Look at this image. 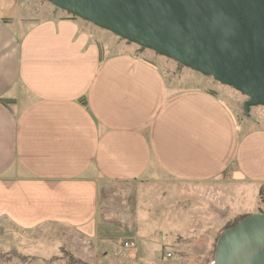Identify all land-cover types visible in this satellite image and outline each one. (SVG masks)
Segmentation results:
<instances>
[{
  "label": "crops",
  "instance_id": "1",
  "mask_svg": "<svg viewBox=\"0 0 264 264\" xmlns=\"http://www.w3.org/2000/svg\"><path fill=\"white\" fill-rule=\"evenodd\" d=\"M26 4L0 0L1 232L116 240L93 238L100 181L264 185V127L53 5L33 22Z\"/></svg>",
  "mask_w": 264,
  "mask_h": 264
},
{
  "label": "rangeland",
  "instance_id": "2",
  "mask_svg": "<svg viewBox=\"0 0 264 264\" xmlns=\"http://www.w3.org/2000/svg\"><path fill=\"white\" fill-rule=\"evenodd\" d=\"M24 1L30 3L25 6V14L33 22L47 17L50 11L60 14L45 1ZM102 34L104 42L117 41L133 54L151 58L169 79L177 77L189 88L223 97L236 108L238 119L244 118L241 106L246 98L239 92L151 51L140 50L107 31ZM245 118L264 127V107L251 108ZM154 180L147 177L141 182H99L98 231L93 238L114 235L118 236L116 240L100 245L95 241L92 246L93 241L85 239L80 242L81 247L84 244L82 249L80 244L74 246V232L51 226L21 230L6 223L0 233V264H145V259L137 257V247L141 257L147 251L145 258H151V264H213L214 246L221 231L244 215L264 211V186L259 194L256 182L193 186ZM128 240L134 242V248L124 247ZM166 253L171 257L166 258ZM148 261L146 264H150Z\"/></svg>",
  "mask_w": 264,
  "mask_h": 264
},
{
  "label": "water",
  "instance_id": "3",
  "mask_svg": "<svg viewBox=\"0 0 264 264\" xmlns=\"http://www.w3.org/2000/svg\"><path fill=\"white\" fill-rule=\"evenodd\" d=\"M264 107V0H42ZM1 233V229H0ZM213 264H264V211L217 237Z\"/></svg>",
  "mask_w": 264,
  "mask_h": 264
},
{
  "label": "built area",
  "instance_id": "4",
  "mask_svg": "<svg viewBox=\"0 0 264 264\" xmlns=\"http://www.w3.org/2000/svg\"><path fill=\"white\" fill-rule=\"evenodd\" d=\"M134 245H135L134 242L130 240L124 242V247L126 248H134L135 247ZM167 256H170V254L168 253Z\"/></svg>",
  "mask_w": 264,
  "mask_h": 264
},
{
  "label": "trees",
  "instance_id": "5",
  "mask_svg": "<svg viewBox=\"0 0 264 264\" xmlns=\"http://www.w3.org/2000/svg\"><path fill=\"white\" fill-rule=\"evenodd\" d=\"M69 16H70V15H69ZM70 17H71L72 19H76V18L73 17V16H70ZM139 49L142 50V48H139ZM2 101H3V100H2ZM263 186H264V185H263ZM262 191H263V189L260 188V190H259V194L262 193ZM238 220H239V219H238ZM238 220H236L235 222H237ZM235 222H234V223H235ZM234 223H233V224H234ZM231 225H232V224H231Z\"/></svg>",
  "mask_w": 264,
  "mask_h": 264
}]
</instances>
